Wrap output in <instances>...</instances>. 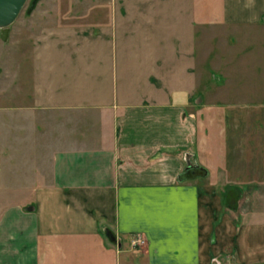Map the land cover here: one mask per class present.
<instances>
[{
	"label": "crops",
	"instance_id": "1",
	"mask_svg": "<svg viewBox=\"0 0 264 264\" xmlns=\"http://www.w3.org/2000/svg\"><path fill=\"white\" fill-rule=\"evenodd\" d=\"M84 2L46 0L0 112V264H264V141L237 127L199 162L187 112L206 28H264V0Z\"/></svg>",
	"mask_w": 264,
	"mask_h": 264
},
{
	"label": "rangeland",
	"instance_id": "2",
	"mask_svg": "<svg viewBox=\"0 0 264 264\" xmlns=\"http://www.w3.org/2000/svg\"><path fill=\"white\" fill-rule=\"evenodd\" d=\"M30 1L27 0L17 19L10 25L7 39L4 41L0 38V112L5 114V120L9 95L30 92L29 87L14 86V83L29 77L32 47L39 41L38 15L41 9H52V6H45L46 0H39L36 9L34 7L27 13ZM88 2L89 0H85L84 4ZM218 3L219 0H213L214 5ZM99 8L101 9L98 10ZM99 8H95L97 16L102 21H107V7ZM93 11L92 7L88 9L86 14L89 19L94 15ZM49 13L52 14V10ZM31 14L35 15L34 18L30 17ZM203 38L202 47L210 61L206 70H196L197 73H202V83L194 87L191 107H187V112L193 114L192 126L196 139L193 159L199 162L214 160L216 147L223 146L224 142L231 144L237 141L231 139L233 134L230 133L237 127L239 131L233 138L246 140L253 135L256 142L264 141V28L239 26L228 30L209 25ZM199 92L205 95V101H196L195 96ZM4 136L5 139L0 137V141L6 147V134ZM206 149L209 151L208 155ZM239 184L236 185L238 187L235 194L233 193L236 201L247 183ZM227 196L226 192L225 210L229 206ZM11 200L1 197L0 205H7Z\"/></svg>",
	"mask_w": 264,
	"mask_h": 264
},
{
	"label": "water",
	"instance_id": "3",
	"mask_svg": "<svg viewBox=\"0 0 264 264\" xmlns=\"http://www.w3.org/2000/svg\"><path fill=\"white\" fill-rule=\"evenodd\" d=\"M39 0H31L26 12L30 13ZM27 0H0V38L6 40L10 25L17 19L23 10ZM206 169L199 165L187 163L184 171L180 174L179 180L192 179L197 176H205Z\"/></svg>",
	"mask_w": 264,
	"mask_h": 264
},
{
	"label": "built area",
	"instance_id": "4",
	"mask_svg": "<svg viewBox=\"0 0 264 264\" xmlns=\"http://www.w3.org/2000/svg\"><path fill=\"white\" fill-rule=\"evenodd\" d=\"M134 243H143L144 241L142 239H135V241H133Z\"/></svg>",
	"mask_w": 264,
	"mask_h": 264
}]
</instances>
